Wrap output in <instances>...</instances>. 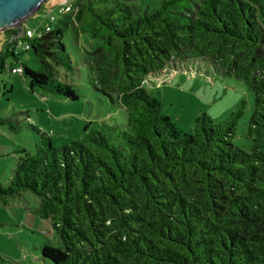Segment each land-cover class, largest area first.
<instances>
[{
	"label": "trees",
	"instance_id": "trees-1",
	"mask_svg": "<svg viewBox=\"0 0 264 264\" xmlns=\"http://www.w3.org/2000/svg\"><path fill=\"white\" fill-rule=\"evenodd\" d=\"M70 1L72 12L58 16L48 33L29 39L25 24L6 31L11 37L0 52V73L20 67L31 93L76 101L55 72L80 74L79 63L94 90L123 107L127 119L61 148L36 130L33 154L14 151L0 203L24 193L38 199L40 218L51 222L61 244L43 246L41 260L264 264V0H164L146 14L119 0ZM68 32L78 63L64 42ZM84 34L100 45L84 40L87 47L79 48L75 41ZM19 43L29 45L39 69L18 59ZM9 57L14 64H6ZM180 65L188 73L209 66L248 87V151L234 144L244 100L218 123L201 114L191 134L163 113L148 86L155 89L159 74ZM0 126L17 130L1 116Z\"/></svg>",
	"mask_w": 264,
	"mask_h": 264
},
{
	"label": "rangeland",
	"instance_id": "rangeland-1",
	"mask_svg": "<svg viewBox=\"0 0 264 264\" xmlns=\"http://www.w3.org/2000/svg\"><path fill=\"white\" fill-rule=\"evenodd\" d=\"M58 1L49 0V4ZM119 1L140 14H146L158 9L164 0ZM49 4L43 5L25 24L26 29L34 30L35 36L39 26L48 22V17L57 15L56 7L48 9ZM8 38L0 36V52ZM70 38L71 32H68L64 42L73 55V61L77 62L78 57L74 53L77 49L70 43ZM84 40H88V46L93 48L100 45L88 34L81 35L75 45L87 47ZM17 54L29 68L39 69L38 60L31 52L18 47ZM14 61L9 57L6 64H14ZM78 65L80 74L77 75H69L61 68L55 72V77L72 86L78 96L76 101L40 97L30 92L28 80L23 75L11 74L6 69L0 73V116L13 121L17 127L14 132L8 126H0V184L6 183L15 167L17 156L14 151L24 148L31 154L35 152L39 139L36 130L49 136L53 148H61L82 139L86 132L100 130L103 124L125 126L126 110L97 93L87 78L85 68ZM180 69L181 65L167 69L156 77L155 89L148 86V90H154V95L160 99L163 113L180 132L191 134L194 121L201 114L218 123L244 100L245 111L238 122L234 144L248 151L251 142L245 133L253 109V94L248 87L233 76L214 74L209 66L200 65L192 73L181 72ZM38 203V199L29 193L14 197L6 204L0 203V254L6 259L5 264H44L42 247H61L51 222L40 218Z\"/></svg>",
	"mask_w": 264,
	"mask_h": 264
},
{
	"label": "water",
	"instance_id": "water-1",
	"mask_svg": "<svg viewBox=\"0 0 264 264\" xmlns=\"http://www.w3.org/2000/svg\"><path fill=\"white\" fill-rule=\"evenodd\" d=\"M48 0H0V34L20 30Z\"/></svg>",
	"mask_w": 264,
	"mask_h": 264
},
{
	"label": "built area",
	"instance_id": "built-area-1",
	"mask_svg": "<svg viewBox=\"0 0 264 264\" xmlns=\"http://www.w3.org/2000/svg\"><path fill=\"white\" fill-rule=\"evenodd\" d=\"M53 7H56V9H57V15H55V16L52 15V16L48 17L47 18L48 19L47 20L48 22L45 25H42L41 24L39 26V28H38V34L36 36L34 35V30H28V29H26V31L24 32V35H26V37H28L29 39H31L33 37L39 36L42 33H48L50 31V29H51L52 22H54V20L58 16L63 15V14L70 13L73 10V7H72V4H71V1L70 0H59L55 4H51V2H50V4L48 5V9L53 8ZM18 47H21L24 51H28L29 50V45L26 44V43H19L18 46H17V48ZM12 73L13 74H21L22 73V68L17 67L15 69H12ZM42 234L45 235L46 233L43 232Z\"/></svg>",
	"mask_w": 264,
	"mask_h": 264
},
{
	"label": "crops",
	"instance_id": "crops-1",
	"mask_svg": "<svg viewBox=\"0 0 264 264\" xmlns=\"http://www.w3.org/2000/svg\"><path fill=\"white\" fill-rule=\"evenodd\" d=\"M2 35H5V36H9V38H8V40L5 42V44H4V47H5V45L9 42V40H10V34H6V32L5 33H2V34H0V36H2ZM3 51H4V49H3ZM2 51V52H3ZM15 51L17 52V48L15 49ZM12 172H13V169L11 170V175H10V178H11V176H12ZM10 178L9 179H7V180H5L6 181V183L5 184H0V185H3V186H5L8 182H9V180H10Z\"/></svg>",
	"mask_w": 264,
	"mask_h": 264
}]
</instances>
